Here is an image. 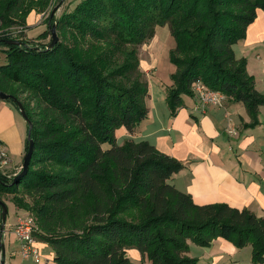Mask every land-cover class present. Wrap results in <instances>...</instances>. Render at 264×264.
<instances>
[{"label": "trees", "instance_id": "trees-1", "mask_svg": "<svg viewBox=\"0 0 264 264\" xmlns=\"http://www.w3.org/2000/svg\"><path fill=\"white\" fill-rule=\"evenodd\" d=\"M47 2L0 0V39L24 42L0 41V90L22 103L34 144L24 176L10 184L13 176L0 171V194L33 212V235L51 247L55 264H131L130 248L152 264H195L189 244L208 247L218 237L249 245L251 262L264 264V217L225 202L196 204L169 182L182 161L147 140L118 144L115 136L120 126L134 133L147 117L139 48L165 25L175 40L176 68L165 86L170 114L200 82L242 103L245 126L257 125L264 94L233 45L264 0H79L47 19L38 38L52 24L66 38L51 48L24 41L21 29ZM18 188L31 200L17 197Z\"/></svg>", "mask_w": 264, "mask_h": 264}, {"label": "crops", "instance_id": "crops-1", "mask_svg": "<svg viewBox=\"0 0 264 264\" xmlns=\"http://www.w3.org/2000/svg\"><path fill=\"white\" fill-rule=\"evenodd\" d=\"M168 30L159 31L156 27L153 37L141 45L140 68L148 80V114L132 134L124 126L117 128V143L121 144L120 137L123 140H147L159 151L182 161L185 167L174 173L169 182L178 190L191 194L196 204L225 202L237 208L246 207L264 217V105L259 107V123L254 127L245 126L250 118L244 105L232 102L226 96L220 105L208 104L200 109L195 94L183 95L184 105L171 115L165 102V86L172 84L170 75L176 67L169 60V51L175 46V40ZM233 50L237 58L246 59L247 72L254 77L256 88L264 94L263 10H257L245 37L233 45ZM142 53L145 54L143 58ZM16 122L13 107L8 103L0 105V137L3 139L0 142L9 159L1 172L8 176L20 171L22 162H16L24 153L22 137H13ZM9 164L11 169L5 171ZM16 220L17 216L12 225ZM189 245L188 254L193 257V251H196L197 259H203L207 264H253L249 245L236 248L221 237L201 249L193 243ZM3 246L6 256L5 238ZM36 246L41 257L45 255L51 264H55L53 250L46 242L36 238ZM9 249L10 257L17 261L5 260V264H21L20 242L17 241L15 246L9 244ZM127 256L131 264H152L135 248L128 249ZM25 260L28 259H24L23 264H28Z\"/></svg>", "mask_w": 264, "mask_h": 264}, {"label": "rangeland", "instance_id": "rangeland-1", "mask_svg": "<svg viewBox=\"0 0 264 264\" xmlns=\"http://www.w3.org/2000/svg\"><path fill=\"white\" fill-rule=\"evenodd\" d=\"M78 1L79 0H48V2H47L48 5L44 9L31 10L28 13V15L26 16V27L25 28H21L23 33H24V35H22V39L24 41H28L29 43H33V44H45V43L48 44L50 42V40H51V34L46 36V38H38V35L40 33H43L44 31H46L48 29L47 19L51 18L50 17L51 12L53 10H55L54 13H53V15H54L53 18L57 19L62 12L71 10L73 8L74 4L77 3ZM27 21L29 22V25H28ZM163 27H164L163 29L161 27H157V28H159V31H165V29L168 30V26L165 25ZM18 30H20V28ZM16 32H17L16 34L19 33L17 30H16ZM55 32H56V34L58 36V40L59 41H61V40L64 41L66 39V38H63V34H62L61 30H59L56 27H55ZM16 36H18V35H16ZM18 38H20V37L18 36ZM68 39L71 40V35H68ZM141 47L142 46H140V48H139L140 49L139 50V55L141 54ZM3 48L4 47L0 46V63H3V61H4V54L2 52ZM143 57H145V54L142 53L141 58H143ZM143 73L145 74V77L147 79L146 73L145 72H143ZM3 103H8L9 105H11L13 107V109H14V111L16 113V117L18 119V122L15 123L16 131H14L12 133L14 134V136H13L14 138L15 137L17 138L19 136L22 137V141H23V145H24V149H23L24 153H23L22 157H20L19 161L16 162V163H19V162L23 161V157H24V155H25V153L27 151L25 149V145H26V141H27V135H28L27 122L25 121L24 117L21 115L20 111L18 110L17 106L15 105V103L12 100H9V99L0 100V105H2ZM0 140L3 141V139L1 137H0ZM118 140H119V142L121 144L125 141L121 137L118 138ZM103 146H104V148H108L109 147L108 144H103ZM13 162L15 163V161H13ZM9 165L5 166V168H4L5 171L11 169L12 165H10V166ZM0 171H2V170L0 169ZM5 175L8 176L7 173ZM15 195L17 197H23L27 201L31 200L30 197L25 195V193L23 192L22 188H18V191H17V193ZM12 198H13V194H11V193H2V194H0V199H2L4 202H6V205H7V208H8L6 221H5V226H4V230H7V232L4 234V238H5V241H6V247H5L6 248V256L4 257V260H6V262H10L11 260H14V261L16 260L17 261V259L15 257H13V258L10 257L11 250L9 249V244H11L12 246H15V243L17 242V240L16 241L14 240L15 239L14 235L11 232V229L13 227V225H12L13 223L12 222H14L15 217L16 216L19 217L20 214L32 216L34 221H35V227H36L35 231L38 230L37 220H36V217L33 214V212H31L28 209L16 207L14 202L12 201ZM34 237H35V235H34ZM35 240H36V237H35ZM197 248L201 249L202 247L201 246H197ZM42 257H41V260L35 261L32 256H23V255H21L19 257V261L21 262V264H23L24 263V259H28V260H25L28 264H37V263H40V264H51L50 263V259L48 257H46L45 255L42 256ZM193 257H196V251H193ZM0 259H2V253H1V258ZM29 259L32 260L33 262L30 261ZM195 264H207V263L203 259H201V260L197 259Z\"/></svg>", "mask_w": 264, "mask_h": 264}, {"label": "built area", "instance_id": "built-area-1", "mask_svg": "<svg viewBox=\"0 0 264 264\" xmlns=\"http://www.w3.org/2000/svg\"><path fill=\"white\" fill-rule=\"evenodd\" d=\"M193 91L197 99V108L203 109L208 104L220 105L224 100L225 95L219 91L209 89L200 82L193 85ZM9 162L5 147L0 142V169ZM36 230L35 221L30 215H20L17 217L11 232L15 239L20 242L22 246V253L24 256H32L35 261L41 260L39 250L36 246V240L33 232ZM7 230L0 229V245L4 243V234ZM2 250H0L1 258Z\"/></svg>", "mask_w": 264, "mask_h": 264}, {"label": "water", "instance_id": "water-1", "mask_svg": "<svg viewBox=\"0 0 264 264\" xmlns=\"http://www.w3.org/2000/svg\"><path fill=\"white\" fill-rule=\"evenodd\" d=\"M55 10H53L51 12L50 17L53 16ZM51 41L48 43L47 48H51L55 45V43L58 41V36L55 32V24H52L51 29ZM0 41H5L7 44H15V45H21L24 44V42L20 41V40H13V39H7V40H3L0 39ZM0 99L1 100H6V99H13L18 107V110L20 111L21 115L24 117L25 121L28 123V135H27V139H28V146H27V151L23 157V161H22V165H21V169L20 172H18L17 174H15L13 176L12 181L10 182V184L14 183L16 181V179L24 176L28 170V166H29V162L32 156V152H33V140L30 137V130L32 128V123L29 120L27 114L25 113L24 107L22 105V103L12 94L4 92L2 90H0ZM8 212V208L6 203L0 199V229L1 231L4 230V226H5V221H6V215ZM0 250H2V259H0V264H5V251H4V246L1 244L0 245Z\"/></svg>", "mask_w": 264, "mask_h": 264}]
</instances>
